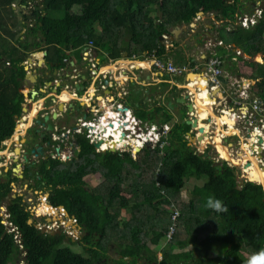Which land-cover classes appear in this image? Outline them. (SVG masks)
<instances>
[{
    "label": "trees",
    "instance_id": "16d2710c",
    "mask_svg": "<svg viewBox=\"0 0 264 264\" xmlns=\"http://www.w3.org/2000/svg\"><path fill=\"white\" fill-rule=\"evenodd\" d=\"M12 1L0 0V30H5L2 10ZM21 1L28 5L27 0ZM35 4L42 12L36 11L38 20L30 39L19 36L12 41L0 31V146L14 132V114L21 111L18 86L19 77L25 74L23 62L41 42L45 41L59 60L61 52L79 53L90 41L112 59L123 51L162 55L160 36L172 25L191 21L200 11L233 18L244 6L242 0H38ZM226 33L231 38L237 33L245 52L264 54V10L255 27L237 26ZM249 65L257 78L252 98L260 99L264 107V64ZM166 108L157 106L151 112L158 115L160 123H172L163 154L159 147L144 148L137 160L129 151L96 152L94 145L80 136L75 166L62 167L58 160L50 168L42 165L52 186L51 201L64 204L86 231L101 234L98 242L87 235L88 242L79 244L85 254L73 250L62 235L42 233L28 223L30 212L17 199L9 210L21 230L23 249L0 221V264H12L24 249V264H105L102 259L108 256L111 244L121 254L114 264H136L141 259L155 264H243L249 255L264 248L263 187L251 180L240 184L235 167L225 162L215 166L207 154L197 152L186 136L190 125L182 118L174 120ZM147 119L153 120L144 112L143 120ZM95 171L103 180L89 189L85 177ZM192 177L202 181L192 186L188 199L183 198L181 193ZM8 186L0 183V204ZM209 196L221 199L227 211L206 208ZM175 202L181 214L175 234L167 241ZM182 232L186 236L181 241ZM216 243L227 247L212 256L210 248ZM154 247L160 248V259ZM177 247L179 251H175Z\"/></svg>",
    "mask_w": 264,
    "mask_h": 264
},
{
    "label": "crops",
    "instance_id": "0c3cea01",
    "mask_svg": "<svg viewBox=\"0 0 264 264\" xmlns=\"http://www.w3.org/2000/svg\"><path fill=\"white\" fill-rule=\"evenodd\" d=\"M242 1L244 3V6L242 7V9L237 10L233 18H225L222 15L217 14L216 12L200 11L203 13L198 12L197 16L191 21L180 22L178 24L172 25L169 28L168 33H166L167 36L164 35L163 39H160L161 44L164 48V52L162 55H158L157 53L152 52L138 55L128 54L127 57H123L121 55L116 59L111 58L112 60H109L110 62L108 63V66L113 64L115 68H107L108 66H102L103 68L101 67L102 70H104L105 68L107 69L104 72V75H108L110 77V81L107 83L108 85H105L104 83V87L102 86L103 82H95V80L100 75L99 72L92 75V73H94L95 71V68H90L89 63H83V65H78L74 62V59H72L73 53H78L72 50L67 52V54L70 55L69 58H71V60L68 59V56H65L61 68L63 67L65 75L66 77H68L69 81L77 82H63V86L60 91L62 99L71 96L70 94L71 92L73 93L72 88L74 86L80 89L79 84H82L86 85V90L82 92V95L79 100L80 102L76 104V107L71 108V112H77V110H80V112L84 114V111H87L89 109L92 102H95L97 100V102L101 104L100 100L103 99V97L109 99L115 97V99L117 100H122L123 91H127L128 93L124 98L126 104L130 106L132 112L139 119L143 120L144 112L148 114V117H152L153 120H145L147 122H150V124H162L158 121V115H151V112L157 106L165 105L167 107L166 109L176 121L180 118H182V120L184 121L187 119L188 116L190 117L191 114L194 116L197 115L196 117L203 119L201 118V115H203L205 116V120H207L208 123H203L202 121L198 122L201 123V125H204L203 128L205 133L202 136L203 138L207 139L204 142L206 145V142H208L209 139V142L211 143L214 141V137L212 138V135L217 133L215 131L217 127L215 126L216 119L212 116V114H210V110L211 112L227 111L228 109L236 105V101L240 98L239 94L235 93V90H245L248 94V97L243 98V106H241V108L243 112H246V114H248L249 117L242 120L244 125H246L244 135L242 136V134H239V131H241V129H238V132L235 135L239 136L242 145L246 144L244 143L246 139L247 144L249 143V146H252L254 148V146H256L255 137L258 133L261 132L260 129L262 127L261 124L256 122H253L251 125L246 124L247 119L251 120L250 111L252 108V101L257 98H252L253 94L251 90L252 86H254L257 81V78L253 77L254 71L256 70H254L253 65L250 66L249 63L256 62L264 64V54L262 52H257L255 54L245 52L240 46L241 42H239L237 33H234L233 38H231V35L226 33L227 31H234L237 26H241L243 28H253L256 26L248 25V27H246L241 24V21L245 18H247V20L253 18L255 9L259 7V1ZM27 12V5H24V2H22L21 0H13L11 5H7V7L5 6L2 10V13H5V16L3 15L1 17L3 20L2 27H4L6 31L1 29L0 31L2 35L6 38L11 39L12 41H15L16 37L19 36L26 37V34H24L22 28L24 21L21 17V13L23 14ZM12 15L14 16L15 21ZM260 19H258L257 23L260 21ZM16 25L19 28L18 30L16 29ZM224 28L226 32L225 30H223ZM11 33H15V36H11ZM235 39H237L239 43H237ZM43 42H41L40 47L30 52L34 53V57L32 58L38 63L43 62L41 58L43 52L40 51H43L44 47L48 46L46 42V45H43ZM83 51L84 50H82L81 52L83 53ZM214 56L220 57L222 61L221 75L226 80L225 83H218L223 95L221 97L218 96L221 95V93L213 96L211 92L209 94L208 92L198 93L195 90L197 85H206L207 78H212L210 73L206 71L205 67L207 66L208 61ZM96 57L98 58V54H96ZM156 58H160L163 61H172L176 65H184L186 67V70L183 74H171L166 70L158 68L155 65L154 60ZM205 74L207 78L203 76ZM87 75L89 77H92V82H89L90 79L87 77ZM76 78L78 80H76ZM86 78L88 79L86 80ZM81 80L86 81L85 83L79 82ZM49 84L50 82H48V85ZM186 86L194 87V90L190 89V87H188L190 89L188 90L185 88ZM203 88H205V86ZM108 89H110V92ZM206 94L209 95V102H207ZM180 96L188 97L187 101L182 102ZM188 102L195 103L194 107L199 108V110H189L187 106ZM201 109H203L205 113L203 111L201 112ZM35 110L36 107H34L32 112L30 113L32 114L31 117L35 115ZM180 114L182 115L180 116ZM239 114L240 112L236 110H230L229 112H227L226 116L215 117H218L217 123L218 120L223 122L222 118L224 117L227 118L226 120L230 124H235L234 122ZM262 114L264 115V110L262 111ZM167 124H170L172 127V123ZM207 124L209 125L208 131ZM218 124L219 126H221L220 123ZM236 126L238 127V124ZM190 130L186 133V135H190L192 130L194 131V127L192 128L190 126ZM250 131L252 133L249 134L248 132ZM246 136L248 138H245ZM227 138L228 136H225L224 141L226 143L228 141ZM230 141H232V139ZM230 141H228V144L232 147V143L234 142L231 143ZM212 147L216 148L215 144L212 143ZM246 152L248 153V151ZM247 153L246 155H248ZM252 160L255 161V157L254 159L252 158ZM254 166L258 168L259 165H255L254 163ZM250 168H252V166ZM251 171L253 172L255 171V169L252 168ZM260 172L261 174H264V170L261 168ZM158 258H161V254L158 256ZM136 264L155 263H152L149 260L141 259Z\"/></svg>",
    "mask_w": 264,
    "mask_h": 264
},
{
    "label": "flooded vegetation",
    "instance_id": "af4514ba",
    "mask_svg": "<svg viewBox=\"0 0 264 264\" xmlns=\"http://www.w3.org/2000/svg\"><path fill=\"white\" fill-rule=\"evenodd\" d=\"M36 2H38V0H29L28 5L24 2V5H27L28 12L23 14L21 13V17L24 21L23 32L24 34H26V37H29V39L31 37L30 34L32 32V28L35 27L38 20L36 11L42 12V7L37 6L35 4ZM21 37L22 39L24 38V36ZM91 42L92 44L87 43L85 46H83L78 54L73 53L72 59H74V62L78 65L89 63L90 68H95V71L94 73H92V75L97 72H99L100 74L95 82H104V78H108L110 81V77L108 75H104L103 73L107 69L102 71V68L108 66L109 62H105L106 59H112L108 57L107 53H105L99 47L95 46L93 41ZM85 48L88 49L85 50ZM96 48L99 49L98 58L96 57ZM89 49H92L93 60H89ZM82 50H84L83 53L81 52ZM40 52H43L41 56L43 60L42 63H38L37 61L33 60V52L30 53V56L28 57L32 60L28 61L27 58L23 62L25 74L23 77H19V80H21V82L18 86V91L21 93V111L19 113L15 112L14 114L16 122L14 132L7 139L3 140L0 146V183L9 184V190L0 204V221L5 226L6 232L13 235L14 242L19 245L17 239L14 237V235L17 233L20 241L23 244L21 230L18 225L15 224L11 219V212L9 210V206L15 200L20 199L21 204L26 208V210L30 212L31 222H29V219L28 223L32 224L40 231L41 227L44 226L55 231V234L51 235H62L65 242H78L80 244H85L86 242H88L85 240V237L87 235H90L94 243H96L99 241L101 234H98L97 232L90 233L89 231H86L84 229V224H80L78 218L75 215H72L67 210L64 204L55 205L51 201L52 186L42 173V165H46L47 168H50L52 162L56 160L62 163V167H67L68 165L71 166V164L73 166L76 165L75 161L76 159H78V154L81 151L79 137H86L87 135L85 131L77 132V130L75 129L76 123L78 122V120L83 121L88 118L96 119V116L94 118L92 110L90 111V113H88L87 108V111H84V114L80 112V110H77V112H71V108L76 107V104L80 102L79 100L82 95V92L78 91L75 86L72 88L73 93L71 92V96L62 99L60 91L62 89L63 82H77L69 81L68 77H66L65 75L63 67L61 68L65 56H68V59L71 60V58H69L70 55L67 54L69 50L60 53V56H62L61 60L57 59V55L55 54L54 50L49 46L44 47V50ZM50 58H53L54 61H51ZM28 71H30L31 74L27 78L26 74ZM87 77L90 79L89 82H92V77H89L88 75ZM88 78H86V80ZM76 80L78 79L76 78ZM85 81L81 80L79 82ZM48 82H50L49 85ZM24 92H26L27 94H25ZM126 95H123L122 100H117L115 99V97H113L112 99L103 97V99L100 100L101 104H99V102H97L96 100L95 102H92L91 105H96L95 108L102 111V114H104L107 109H111L116 113L117 111H121L122 108H130V106H128L126 104V101L124 100ZM34 102H37L36 106H34ZM119 104L124 105L120 108L118 106ZM25 106L27 108V111H24L23 109ZM34 107H36L35 115L33 117H30V113L32 112ZM55 112L57 113V115L56 117H53V113ZM46 115H49V119L47 121H45L44 119ZM133 115L136 116L134 113ZM65 119L71 120L70 123L65 124ZM38 120H40V123H38ZM20 122L24 126L20 127L21 129H17ZM48 124H51V128L48 127ZM111 124L112 125L108 129L110 132L115 130V126L117 125L112 121ZM16 129L18 130V132L16 131ZM16 132L18 136L15 139L13 136ZM89 143H91L90 140ZM95 144L96 143H94L93 145L96 152L118 151L120 153H123L129 151L125 150L121 152L113 148H109L105 151H98ZM194 144L197 143H193V145H190H192L197 152H200L198 150V146ZM255 144L256 146L253 149H255L256 151L259 150L260 152L257 151V153L262 156H257V162H263V165H260L259 168L264 170V141L260 143L257 139L255 141ZM5 150H7V153H3ZM261 158H263V161ZM224 162H222V164ZM96 174H100V172L95 171L94 173L87 175L85 177V181H88L87 177H90L92 175L95 176ZM239 175H241V173H239ZM99 184L100 183L95 184L94 186H89L88 184H86L85 187L92 189L97 187ZM39 197L41 200L40 203H47H44L43 205L44 211L46 212L44 214H41L37 211L36 202H33L34 199H39ZM59 206H63V208L60 209ZM52 211L59 212L55 216L53 214H49ZM4 216H6L7 220L10 222V224H7L8 226L3 223ZM69 220L72 221L70 225L67 224ZM13 228L15 229L13 230ZM75 229H79L81 234L74 237ZM115 253L119 256L118 258H120L121 254H119L118 250L115 249ZM25 254L26 250L24 249V251H22L20 254L22 256V259L25 258ZM118 258L113 257L112 259V257L107 256L106 258L102 259V262H104L105 264H109L110 262H114Z\"/></svg>",
    "mask_w": 264,
    "mask_h": 264
},
{
    "label": "built area",
    "instance_id": "2783aa9c",
    "mask_svg": "<svg viewBox=\"0 0 264 264\" xmlns=\"http://www.w3.org/2000/svg\"><path fill=\"white\" fill-rule=\"evenodd\" d=\"M258 8L255 9L253 18H250L247 20V18L243 19L241 21V24L248 27V25H251L254 21H256L257 17H262L263 15V7H264V0H258ZM257 3V2H256ZM166 36V35H165ZM92 44V42H89ZM88 48H85V50ZM88 55L90 57L89 60H93V52L92 49L88 50ZM155 65L158 68H161L163 70H166L167 72L177 75V74H183L186 70V67L184 65H176L172 61H163L160 58H156L154 60ZM222 61L219 56L212 57L205 67L206 71L210 73L212 78H216L217 76L222 74V68H221ZM104 73V72H103ZM104 87V85L102 84ZM102 87V88H103ZM127 91H123V95H126ZM235 93L239 94V99L236 101V105L228 109L227 112L230 110H236L240 112V114L237 116V121H242L243 119L248 118L249 116H245L241 108L243 106V98L248 97V94L245 90H239L236 89ZM122 95V96H123ZM104 101V100H103ZM124 105V104H123ZM122 104H119L118 106L121 108L123 106ZM96 106V105H95ZM95 106L91 105L88 109V113L92 110V114L94 115V118L96 116V119H86L83 121L78 120L76 123L75 129L77 132L85 131L87 133L86 137L90 140L91 143H99V146L96 148L98 151H105L109 148H113L115 150H119L121 152L125 150L131 151L132 156L134 157V160H137L136 154L141 152L144 148H148V145L150 146V149L159 147L160 153L163 154V149L165 146L168 145V137L169 132L171 130V125L164 123L161 125L156 124H150L145 120H141L133 115V112L130 108H122L121 111H117L116 113L113 112L111 109H107L104 114H102V111L99 109H96ZM263 109L261 108L259 102L257 99H254L252 101V108H251V120H246V124H252L253 122H260L261 127L264 128V119L261 118L264 115L262 114ZM111 121L117 124L115 126V130L109 131ZM227 128H231L229 123L226 122ZM260 129V131L262 130ZM240 129V128H239ZM187 138H189V135H186ZM206 140V139H205ZM208 145V144H207ZM198 150L199 147H198ZM203 153V151H202ZM136 158V159H135ZM219 159H223V156L220 155ZM225 159V158H224ZM230 164V163H229ZM244 164H241L242 170H244ZM239 179H243L241 175L239 176ZM245 180H249L245 177ZM252 181V180H251ZM172 209V224L169 227V230L166 234V240L169 241L172 239L173 234L176 230L177 221L180 216V210L175 206L174 203H172L171 206ZM4 224H10V222L7 220V217L4 216L3 219ZM8 226V225H7ZM15 228H13L14 230ZM14 237L17 239V242L19 243V247L23 248V244L20 241L19 236L17 233L14 235Z\"/></svg>",
    "mask_w": 264,
    "mask_h": 264
},
{
    "label": "rangeland",
    "instance_id": "374dc122",
    "mask_svg": "<svg viewBox=\"0 0 264 264\" xmlns=\"http://www.w3.org/2000/svg\"><path fill=\"white\" fill-rule=\"evenodd\" d=\"M250 7V6H249ZM5 16V13H2V15L1 16ZM12 17L14 18V16L12 15ZM258 19H260V17H257V19H256V21H254L251 25L252 26H255L256 24H257V21H258ZM14 21H15V18H14ZM23 28V27H22ZM16 29L18 30L19 28H18V26L16 25ZM14 30H15V27H14ZM2 34V33H1ZM125 37H126V35L123 37L124 39H125ZM105 62H110L109 61V59H106L105 60ZM115 64V63H114ZM113 65V64H112ZM112 65H110V66H112ZM104 70H106V68L104 69ZM104 70H102V71H104ZM219 85V84H218ZM208 92V94L210 93V90H208L207 91ZM206 92V93H207ZM221 96H223V95H221ZM257 100H258V102H259V100L260 99H258V98H256ZM43 101V100H42ZM217 102V101H216ZM36 104H37V102H34V106H36ZM259 104H260V106H261V108L264 110V107L262 106V101L261 102H259ZM226 112V111H225ZM225 112H219V111H213V113L215 114V115H218V116H222L223 114H225ZM221 114V115H219V114ZM32 115V114H31ZM196 115V114H195ZM225 115H227V113L225 114ZM197 116V115H196ZM196 116H194V115H190V117L188 116L187 117V119L189 118H191V119H193V117H196ZM208 116V115H207ZM214 117V116H213ZM197 119H198V121H202L203 123L204 122H207L208 123V121L207 120H205V121H203L202 119H200L199 117H196ZM215 118V117H214ZM261 118H263L264 119V117H261ZM206 119V118H205ZM216 119V118H215ZM31 121V120H30ZM70 121L71 120H69V119H65V124H69L70 123ZM185 121V120H184ZM242 121H237V119L235 120V124H229L230 126H231V128L229 129V128H227V126L228 125H226V121H224L223 120V122H221L222 124H221V126H219V124L217 123V121L215 122V126H217L216 127V129H215V131L217 132L216 134H213L212 135V138L214 139V142H212L213 144H215V146H216V148H213L212 147V143L211 142H206V145H205V141L207 140H205V138H203L202 140H200V141H197V142H194V140H196V136L200 133V132H198V129H197V127H194V131L192 130V132H191V136L192 137H190V135H189V144H192L193 145V143H197V144H194V145H197L198 147H199V153H202V151H203V153H205V154H207V156L209 157V158H212L213 160H215V163L218 161V160H220V161H222V162H226V163H230V164H228L229 166H231V167H235L236 169H237V175H238V178H239V173H241V177L243 178V179H239V183L240 184H243L244 182H246V181H248V180H245V177L246 178H248L249 180H251L250 179V176H249V174L248 173H245L243 170H242V166H241V164L243 163V161H242V159H246L245 160V162L247 163V162H252L251 160H250V158H248L247 156H245L246 155V151H248V152H250L252 155H253V157H255V159H257V156H259V157H262L260 154H254L253 152H252V150L251 149H253V147L252 146H249V143L247 144V140L245 139V141H244V143H246V144H243L242 145V143H241V140H240V138H239V136H237V135H235L237 132H238V129L240 128L241 129V131H239V134H242V136L244 135V130H245V127H246V125H244V123L242 122ZM148 123H150V122H148ZM257 123H259V124H261L260 122H257ZM30 124V123H29ZM238 124V127L236 126ZM19 125H20V127H23L24 125L23 124H21V122L19 123ZM199 125H200V123H199ZM18 129V128H17ZM16 129V131H18ZM209 130V126H208V128H207V131ZM262 130H264V128L262 129ZM261 130V131H262ZM191 131V130H190ZM220 133V134H219ZM250 133H252L251 131L249 132V134ZM212 134V133H211ZM216 135V136H215ZM17 136H18V134H17V132L15 133V135L13 136L15 139L17 138ZM225 136H228V141H230L231 139H232V141H230L231 143L232 142H234V143H232L233 145H232V147L231 146H229V142L227 141V143L224 141V139H225ZM216 137V138H215ZM223 137V138H222ZM191 138L193 139V140H191ZM245 138H248L247 136L245 137ZM234 139V140H233ZM210 140V139H209ZM208 140V141H209ZM222 144V145H221ZM228 144V145H227ZM250 144H252V143H250ZM256 145V144H255ZM249 146V147H248ZM221 147L223 148H226L227 149V152H228V154H229V156L231 157V158H233V159H236L237 160V162H239V163H236V162H233V160H231V159H229L228 157L227 158H225V157H223V159H219V157H220V155L222 156V154H221ZM255 147V146H254ZM241 148V149H240ZM258 152H260L259 150H257ZM3 153H7V150H5ZM133 154V153H132ZM142 155V152H139V153H137L136 154V158H138V157H140ZM242 155H244V156H242ZM134 158V157H133ZM135 158V159H136ZM225 158V159H224ZM245 166V165H244ZM252 168H253V166H252ZM87 179H88V181H90V182H88L87 181V184L89 185V186H94L95 184H98V183H101L102 182V180H103V176H100V174H96L95 176L94 175H92V176H90V177H87ZM242 180H243V183H241L242 182ZM201 181L202 180H197V179H195L194 177H192V178H190L189 180H188V182L186 183V186H185V188L183 189V191H182V197L183 198H186V199H188L189 197H190V190L192 189V186L195 184V183H201ZM127 196H130V195H128V194H126ZM40 197H39V199H34L33 200V202H36V208H37V211L39 212V213H41V214H44V213H46L45 211H44V208H43V205H44V203L45 204H47L46 202H42V203H40ZM38 203H40V204H38ZM175 206L177 207V204H176V202H175ZM162 208H164V206L162 205L161 206ZM178 208V207H177ZM58 212L59 211H57V212H55V211H52V212H50L49 214H53V215H57L58 214ZM124 216H127V214L125 213V215ZM71 220H69L68 221V225H70L71 224ZM179 226V225H178ZM177 229H178V227H177ZM175 232H176V230H175ZM175 232H174V234H175ZM74 233H75V235H74V237L76 236V235H80L81 234V232L79 231V229H75V231H74ZM173 234V235H174ZM185 234L182 232V234H181V238H180V240L182 241V240H185L184 238H185ZM65 243H68L67 241L65 242ZM69 244V246L73 249V250H75V251H77V252H80L81 254H85V251L83 250V249H81V245H79L80 243H78V242H76V243H74V242H69L68 243ZM165 244V241H164V243H163V245ZM162 247V246H161ZM227 246L225 245V244H222V243H216V244H212L211 245V248H210V255H212V256H215V255H217V254H219V253H222V251L226 248ZM154 248H157V256H159L160 254H162L161 253V250H160V248H158V247H154ZM188 248V247H187ZM111 249H113V250H111ZM180 250V248H176V250L175 251H179ZM160 253V254H159ZM108 256H110V257H112V259H113V257H119L118 255H116V253H115V245L114 244H111L110 245V249H109V251H108ZM18 257H19V259H18ZM128 259V258H127ZM109 262V261H108ZM12 264H24V261H23V259H22V256L19 254V256H17V258H15L14 259V262L12 263ZM109 264H114V262L112 261V262H110Z\"/></svg>",
    "mask_w": 264,
    "mask_h": 264
},
{
    "label": "water",
    "instance_id": "95a60500",
    "mask_svg": "<svg viewBox=\"0 0 264 264\" xmlns=\"http://www.w3.org/2000/svg\"><path fill=\"white\" fill-rule=\"evenodd\" d=\"M199 13H203V12H199ZM256 19H257V16H256ZM177 29H179V28H177ZM164 35H166V34H163V35H161L160 36V39H163V37H164ZM167 36V35H166ZM43 45H46V43L45 42H43ZM95 52H97V54H99V49H95ZM122 56L123 57H127L128 56V52L127 51H124L123 53H122ZM32 57H34V53H32ZM31 60V58H28V61H30ZM30 74H31V72L30 71H28L27 72V74H26V77L28 78L29 76H30ZM203 76H205L206 78H207V76H206V74L205 75H203ZM103 84L105 83V85H108L107 83L109 82V79L108 78H104L103 79ZM220 82H222V83H225L226 82V80H225V78L222 76V75H219V76H217L216 78H211V79H208L207 78V83H206V85H204L205 86V88H203L204 86L202 85V84H200V86H196V91L198 92V93H201V92H207L208 90H210V92L212 93V95L213 96H215V95H218L219 93H221V95H222V92H221V89H220V86L218 85V83L220 84ZM85 83V82H84ZM80 85V89L79 88H77V90L78 91H80V92H84L85 90H86V85H82V84H79ZM188 87H190V89H192V90H194L193 88L194 87H191V86H188ZM187 86L185 87L186 89H188V90H190L189 88H188ZM109 90V92H110V89H108ZM25 94H27L26 92H24ZM221 95H218V96H220L221 97ZM187 96V95H186ZM187 98L188 97H183V96H180V99L182 100V102H186L187 101ZM259 102H261V100H259ZM188 105V108H189V110H199V108H196V107H194V104L195 103H193V102H188L187 103ZM60 107H61V105H60ZM195 108V109H194ZM24 109V111H27V108H26V106L23 108ZM210 114H212V116H218V115H213L214 113H213V111L210 113ZM56 115H57V113L55 112V113H53V117H56ZM182 114H180V116H181ZM222 116H226L225 114H223ZM221 116V117H222ZM228 117V116H227ZM216 118V117H215ZM44 119H45V121H47L48 119H49V115H46L45 117H44ZM229 119V118H228ZM203 121H205V118H203L202 119ZM216 120H217V118H216ZM224 121H226L227 123H229L227 120H224ZM184 122H186L188 125H190L192 128L193 127H197V129H198V132H200L197 136H196V140H194V142H197V141H200V140H202L203 138V134L205 133L204 132V128L201 126V125H199V122H198V119L196 118V117H193V119H186ZM38 123H40V120H38ZM230 124V123H229ZM49 126V128H51V124H48ZM249 133V132H248ZM264 130H262L260 133H258L257 135H256V137H255V139L257 140H259V142L261 143V142H263L264 141ZM190 137H192L191 136V134H190ZM192 139V138H191ZM193 140V139H192ZM98 145H99V143H96L95 144V146L96 147H98ZM148 148H150V146L148 145ZM113 150V149H112ZM252 150V152L256 155V154H258L257 153V151L255 150V149H251ZM252 155V154H251ZM252 157H253V155H252ZM262 160H263V158H261ZM251 160V159H250ZM256 160V162H257V159H255ZM252 161V160H251ZM258 163V165H263V162H257ZM222 164V161H217L216 163H214V165H221ZM251 164V162H247L245 165L246 166H248V165H250ZM258 167H260V166H258ZM264 167V166H263ZM241 183H243V180H242V182ZM240 188V187H239ZM263 189H264V187H263ZM59 207H61V208H63V206H59ZM29 222H31V219L29 220ZM41 232L42 233H45V232H47V233H50V234H55V231H53V230H51V229H49V228H47V227H44V226H42L41 227ZM126 258H128V257H126Z\"/></svg>",
    "mask_w": 264,
    "mask_h": 264
},
{
    "label": "clouds",
    "instance_id": "9594fccd",
    "mask_svg": "<svg viewBox=\"0 0 264 264\" xmlns=\"http://www.w3.org/2000/svg\"><path fill=\"white\" fill-rule=\"evenodd\" d=\"M250 179L259 183L262 187H264V174H257V172L253 171ZM205 207L208 209H212L216 212H224L227 211L226 205L219 198H214L209 196L206 200ZM243 264H264V248L259 251L253 252L249 255L244 261Z\"/></svg>",
    "mask_w": 264,
    "mask_h": 264
},
{
    "label": "bare ground",
    "instance_id": "6f19581e",
    "mask_svg": "<svg viewBox=\"0 0 264 264\" xmlns=\"http://www.w3.org/2000/svg\"><path fill=\"white\" fill-rule=\"evenodd\" d=\"M110 67H112V68H115V66H108L107 68H110ZM207 95V102H209V100H208V94H206ZM207 107V106H206ZM203 109H204V107H203ZM203 109H201L200 111L202 112L203 111ZM209 110V109H208ZM204 113H205V111H203ZM210 113H211V110H210ZM245 116H247L248 114H246V112H245V114H244ZM32 115L30 114V117H31ZM201 118H205V116H203V115H201ZM218 118V117H217ZM227 118H222V121L223 120H226ZM44 121V120H43ZM217 121V120H216ZM218 123H220V124H222L221 123V121L220 120H218ZM200 125H201V123H200ZM202 127H204V125H201ZM206 126V125H205ZM209 125L207 124V127H208ZM18 129H21L20 128V125H18ZM18 132V131H17ZM15 135V134H14ZM216 136V135H215ZM216 138V137H215ZM192 140V139H191ZM209 142V141H208ZM214 142V141H213ZM222 145V144H221ZM241 149V148H240ZM221 154H222V156L223 157H228L229 159H231V160H233V162H236V163H239V162H237V160H235V159H233V158H231L230 156H229V154H228V152H227V149L226 148H222L221 147ZM248 155H246L248 158H250L251 160H252V158L254 159V157H252V155H251V153L250 152H248L247 153ZM242 161H243V163L242 164H244L245 163V160L244 159H242ZM254 163H255V165H258V163L256 162V160L255 161H253L252 160V162H251V164L250 165H248V166H244V170H246V172L249 174V176H251L250 174H252V171H251V169L252 168H250L251 166H253V168L255 169V171L257 172V174H261V172H260V168L258 167H255L254 166ZM260 166V165H259ZM245 168H247V169H245ZM55 209V208H54ZM57 210H59V209H57Z\"/></svg>",
    "mask_w": 264,
    "mask_h": 264
}]
</instances>
